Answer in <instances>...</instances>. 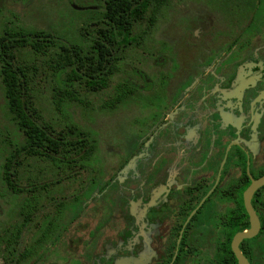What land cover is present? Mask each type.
Returning a JSON list of instances; mask_svg holds the SVG:
<instances>
[{"label":"flooded vegetation","instance_id":"flooded-vegetation-1","mask_svg":"<svg viewBox=\"0 0 264 264\" xmlns=\"http://www.w3.org/2000/svg\"><path fill=\"white\" fill-rule=\"evenodd\" d=\"M13 1L30 0H0L5 59ZM236 5L134 0L132 30L102 40L120 94L101 132L69 157L41 143L0 165V264H240L238 250L264 264V5L257 21ZM43 6L72 61L88 18L109 25L108 0Z\"/></svg>","mask_w":264,"mask_h":264},{"label":"trees","instance_id":"trees-1","mask_svg":"<svg viewBox=\"0 0 264 264\" xmlns=\"http://www.w3.org/2000/svg\"><path fill=\"white\" fill-rule=\"evenodd\" d=\"M263 5L264 0H237V15L244 19L251 11L253 21H257L260 19L258 7ZM133 6L134 0H108V26L103 25V18L99 15L88 18L86 24L92 23L91 33L89 37L82 34V41H77L72 47L76 54L74 61L71 60L68 46H63L65 51L60 50L59 45L63 43L56 41L48 28L44 29L43 42H40L42 37L37 35L40 33L37 28L28 27V34L24 38L22 35L26 28L15 25L11 28V47L6 51L7 58H0V93L4 101L2 112L25 139L21 144H14L9 137L0 140V151L6 152L1 154L0 165H9L8 160L15 155L21 157V152L38 150L41 143L49 150L59 151L63 157H69L68 152L72 149L81 151L87 148L88 138L83 136L94 131L80 121L72 120L69 108L77 106L91 115L99 109L103 113L117 108L120 94L116 87L119 83L114 81L117 63L106 66L99 55L103 52V39L123 36V29L127 32L132 30L133 22L138 17ZM95 22L97 26L94 28ZM16 69L24 73L23 77L12 73ZM46 78L54 82L51 85L55 91L51 111L45 110L37 102L38 86ZM113 85L115 89L109 92L108 98L100 101V106L91 100L90 97L109 91ZM56 112L57 115L54 114ZM58 113L69 120L54 121ZM1 125L0 132L3 130ZM53 135L55 139L51 137ZM74 136H77L76 139ZM13 151L20 153L14 154Z\"/></svg>","mask_w":264,"mask_h":264},{"label":"rangeland","instance_id":"rangeland-1","mask_svg":"<svg viewBox=\"0 0 264 264\" xmlns=\"http://www.w3.org/2000/svg\"><path fill=\"white\" fill-rule=\"evenodd\" d=\"M47 2L48 0H30L27 5H23L20 2L13 1V4H11V7H9V11H10L9 15H11V20L13 24L15 26H22V27L24 26V27L37 28V29L48 28L53 33V31H55L54 24L56 22L55 21L56 16L59 14V11L54 10L53 8H50L48 6H43V4ZM84 13L85 12L83 11H76V15L84 14ZM72 21L74 22V20ZM62 22H63V26H62L63 28L69 27V25H65L67 24L66 21H62ZM81 23H82V17H77L76 27L81 26ZM53 83H54L53 80L46 78L44 80H41L40 86H38L39 99L37 102H39L40 106H42L45 110L48 109L51 111V109L53 108V102H54L53 94L55 93V91L51 87ZM90 98L93 102L97 103L98 106H100V101H102V99H104L105 97L103 96L102 93L100 95H96ZM3 105H4V101L0 93V123L3 124L1 125L3 126L2 128L3 130L0 132V140H2L5 137H9L12 141H14V143L20 142L21 137L19 136L20 134L17 133V129L9 119L3 116V112H2ZM54 114L57 115V112ZM69 115H72L73 117L72 120L80 121L83 125L90 127V129L93 130L94 132L100 133L102 130L103 115L102 112H100V109L98 110V112H95L93 115H91V113L85 111L80 107L72 106L69 108ZM55 119L58 122L69 120L65 116L60 115L59 113L57 117L55 116ZM1 159H2V155H0V160Z\"/></svg>","mask_w":264,"mask_h":264},{"label":"water","instance_id":"water-1","mask_svg":"<svg viewBox=\"0 0 264 264\" xmlns=\"http://www.w3.org/2000/svg\"><path fill=\"white\" fill-rule=\"evenodd\" d=\"M262 185H264V178L262 180H260L259 182H257L254 185L253 189H255V188L259 187V186H262ZM246 235H248V234H242V236L238 237V240L241 239V238H244ZM237 256H238V258L240 260V264H244L243 256H242V254H241V252L239 250L237 251Z\"/></svg>","mask_w":264,"mask_h":264}]
</instances>
